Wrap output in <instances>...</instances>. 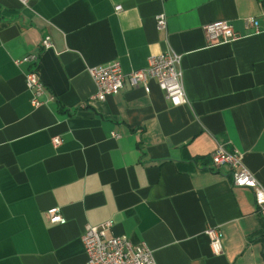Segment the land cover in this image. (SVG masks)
<instances>
[{
	"label": "crops",
	"instance_id": "0c3cea01",
	"mask_svg": "<svg viewBox=\"0 0 264 264\" xmlns=\"http://www.w3.org/2000/svg\"><path fill=\"white\" fill-rule=\"evenodd\" d=\"M249 16L258 33L207 42L205 23L245 33ZM167 49L181 55L188 103L171 105L153 78L90 98L87 67L118 60L129 72ZM31 53L38 107L30 64L14 62ZM217 145L264 185V0H0V264H82L86 225L104 221L156 264H264V215L214 168ZM54 206L62 222L49 221ZM208 226L220 228L218 254Z\"/></svg>",
	"mask_w": 264,
	"mask_h": 264
},
{
	"label": "built area",
	"instance_id": "2783aa9c",
	"mask_svg": "<svg viewBox=\"0 0 264 264\" xmlns=\"http://www.w3.org/2000/svg\"><path fill=\"white\" fill-rule=\"evenodd\" d=\"M20 1L27 4V0ZM244 20L245 29H250L245 33L235 30L228 21L205 23L202 28L207 42L209 44L226 43L248 34L258 33V20L254 16L246 17ZM155 24L158 30H166V16L164 13L155 15ZM40 47L41 49L51 47L49 35L42 37ZM14 62H27L30 64L24 78L26 88L31 93V105L38 107L45 103L42 98L44 84L37 68L39 55L31 53L16 59ZM180 62L181 55L167 49L151 54L145 67L129 72H123L118 60L89 66L87 71L96 87L95 93L90 98L103 101L107 96L117 93L126 84L134 87L139 83H144L148 78H153L171 105L186 104L188 98L183 86ZM52 142L57 145L60 138L58 136L52 137ZM210 157L214 168L225 165L230 169V178L234 186L243 187L252 192L258 211L264 215V185H261L243 165L241 154L237 150L226 151L221 145H217L210 153ZM47 214L49 221L52 223L64 220L57 206L48 208ZM111 225L110 221H104L96 226L86 225L81 237L86 255V259L82 264H156L152 250L144 241L133 243L126 235H113L110 233ZM204 233L209 238L213 253H220V228L208 226Z\"/></svg>",
	"mask_w": 264,
	"mask_h": 264
}]
</instances>
